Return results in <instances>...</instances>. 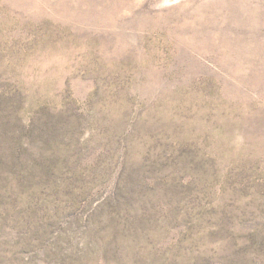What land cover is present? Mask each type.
Here are the masks:
<instances>
[{
  "label": "rangeland",
  "instance_id": "rangeland-1",
  "mask_svg": "<svg viewBox=\"0 0 264 264\" xmlns=\"http://www.w3.org/2000/svg\"><path fill=\"white\" fill-rule=\"evenodd\" d=\"M0 264H264V0H0Z\"/></svg>",
  "mask_w": 264,
  "mask_h": 264
}]
</instances>
